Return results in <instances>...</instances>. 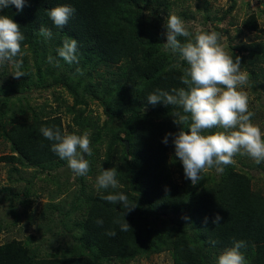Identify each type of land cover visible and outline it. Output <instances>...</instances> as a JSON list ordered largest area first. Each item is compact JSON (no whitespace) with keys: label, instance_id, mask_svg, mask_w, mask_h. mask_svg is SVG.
Wrapping results in <instances>:
<instances>
[{"label":"trees","instance_id":"16d2710c","mask_svg":"<svg viewBox=\"0 0 264 264\" xmlns=\"http://www.w3.org/2000/svg\"><path fill=\"white\" fill-rule=\"evenodd\" d=\"M186 1L26 0L22 12L15 6L0 11L20 25L25 37V54L16 59L22 60L21 71L27 75L8 77L9 67L14 72V65H0V139L12 150L0 161L12 165V182L25 180L20 167L51 175L54 169L68 166L52 152L53 142L43 137L41 127L59 128L62 134L88 131L93 151L91 156L85 154L90 164L88 174L75 175L76 188L66 184L63 189L57 183V188L47 193L49 201L39 213L40 219H31L34 211L27 214L25 224L36 221L41 239H50L48 245H53V250L48 248L42 254L39 243L33 245L36 237H14L0 244V264H129L164 251L171 254L173 264H217L221 252L239 240L246 242L241 251L248 264H264V192L254 187L253 167L244 162L239 168L235 163L224 166L223 171L212 168L193 185L185 178L173 143L179 131L188 130L187 124L174 122L179 119L177 113H185L178 106L153 105L147 100L157 89L175 94L173 89L187 87L180 81L187 63L164 48L168 16L185 17L186 23L194 16L188 12V5L175 13L174 7ZM197 1L199 10L210 4V0ZM260 2L264 7V0ZM61 5L71 6L75 12L63 28H58L48 13ZM237 5L238 0H230L220 15L205 8L202 18L217 23L213 30L204 32L227 36L225 51L234 60L241 58L240 68L250 74L249 85L260 99L264 96L263 14L253 11L237 25L233 16ZM227 18L228 23L237 25V34L231 35L219 25ZM41 27L52 31L50 39L40 34ZM186 28L194 39L197 31ZM244 29L255 37L237 43ZM73 38L78 42L79 62L69 64L57 50ZM178 39L187 42L184 37ZM50 54L59 61V67L48 63ZM77 67L83 69V75L76 73ZM33 89L53 93L57 106L53 108L49 102L32 105ZM60 89L68 92L72 103ZM90 101L103 107L104 117L96 114ZM254 110L255 114L260 112ZM169 133L172 135L165 144ZM113 167L119 187L98 190L97 177ZM15 172L20 176L15 177ZM54 178L52 175L51 180ZM26 181L21 188H3L9 214H20L17 204L24 206L25 213L31 206L34 182ZM62 192L66 197L56 201ZM120 192L135 205L126 214L121 205L103 198ZM216 214L222 217L217 225L212 222ZM3 220L0 232L9 224ZM97 220L103 224L98 225ZM125 220L130 225L126 232L120 228ZM20 221L13 219L11 224ZM109 230L116 232L115 237L106 235Z\"/></svg>","mask_w":264,"mask_h":264},{"label":"clouds","instance_id":"9594fccd","mask_svg":"<svg viewBox=\"0 0 264 264\" xmlns=\"http://www.w3.org/2000/svg\"><path fill=\"white\" fill-rule=\"evenodd\" d=\"M26 0H0V11L15 6L17 12H22ZM75 9L61 5L49 10V17L58 28H63L74 14ZM165 50L178 54L188 67L183 69L180 77L186 88L173 89L175 94L157 89L147 98L148 102L156 105H173L182 108L184 115L177 113L178 125H188V130L179 131L173 139L175 156L183 165L184 175L193 185L202 180V173L216 168L223 171L224 166L232 165L237 155L248 156L256 164L264 162V132L259 125L252 122L255 112L249 110V97L243 90L249 84V73L240 68L241 58L235 60L225 51L220 43L223 39L217 31H197L194 39L186 28L184 21L177 15L167 18ZM40 34L51 38L53 33L46 27L40 28ZM179 37L186 38L182 43ZM24 34L20 25L7 15H0V65L11 63L15 67L14 78L26 76L21 71L23 56L22 42ZM26 47V46H25ZM78 42L67 39L58 51V56L65 62L78 63ZM48 63L59 67V61L51 54ZM76 73L83 75V69L77 67ZM217 131H212V130ZM40 132L47 140L52 141L51 150L61 160H66L68 167L78 176H86L90 170L89 161L85 154H93L90 133L81 135L62 134L59 128L41 127ZM166 134L163 143L167 144ZM115 167L103 170L96 179V187L100 189H117L119 181ZM111 204H119L126 209L125 214L135 208L128 197L120 192L103 197ZM187 219V217H183ZM222 217L216 214L214 224H219ZM102 225V220H97ZM119 223V221H117ZM204 223H207L205 218ZM121 231H128L130 225L120 224ZM109 237H115L116 232H106ZM213 244L216 242L213 241ZM246 247L243 240L234 241V246L225 249L217 258V264H248L245 254L241 251Z\"/></svg>","mask_w":264,"mask_h":264},{"label":"rangeland","instance_id":"374dc122","mask_svg":"<svg viewBox=\"0 0 264 264\" xmlns=\"http://www.w3.org/2000/svg\"><path fill=\"white\" fill-rule=\"evenodd\" d=\"M196 2L200 3V1L197 0H187L186 3L182 6L176 5L174 7L175 13L179 12L182 8H184L185 5H188V12H190V15H194L190 19L186 21V18H181L184 21V24L186 27H190V29L194 31H204V30H213L214 25L217 23V21H205L202 18V11H204L205 8H209L213 14L220 15L222 10L226 9L229 4L230 0H210V4L206 5L207 7H201L200 10L197 8ZM264 7L262 6V3L260 0H238L237 8L234 10L233 16L235 17V21L237 22V25H240V23L246 19L249 14L253 11L257 13H262V21H264V11L262 10ZM230 18V17H229ZM227 21L224 20L223 22H220L219 25L222 27L223 30L229 29L231 32V35L237 34V25H231ZM211 32V31H210ZM254 38V33L249 32L248 30L244 29L241 33V37L238 38L237 43L240 42V39L244 41H248L249 39ZM223 43L222 45H226L227 42V36L224 34L223 37ZM10 75L8 77H12V69L13 67L10 66ZM2 80H0L1 82ZM243 90L247 92V95L249 97V110L255 111L254 108L259 110L260 112L257 113L252 117V122L254 124H257L260 126L262 132H264V96H262L260 99L258 95L252 90L251 86L248 84L247 86L243 87ZM63 96L69 101V103H72V97L68 94V92L64 89H60ZM33 96L31 97L30 103L34 106L42 105L44 102H49L51 105H53V108L57 106V102L54 99L53 93L50 91H46L44 89H33L32 91ZM91 107L95 110L97 115L103 116V107H101L97 102L90 101ZM62 111H64V108L62 107ZM65 121H69V117L64 114ZM12 152L11 146L6 141H3V138L0 139V157L2 155L8 154ZM235 164L237 167H242L244 162L253 167V169L250 168V172L255 176L254 178V187L256 189L262 190L264 192V162L261 164H256L254 160H252L248 156H241L237 155L234 157ZM11 164H7L6 162L0 161V219H4L3 223L5 221H9L8 226L5 227L0 232V244L7 241L11 238H21L26 239L29 236L36 237V241L33 243L35 245L36 243H39V247H41L42 251L41 253L44 254L46 249L49 248L53 250V245L49 246L48 242L51 241L50 239L42 240L41 239V232L37 229L36 221L30 225L25 224V220L28 218L27 214H30V211H34L35 214L31 217V219H40L39 213L45 208L46 203L49 201L47 193L50 190H55L57 188V183L63 185V189H65L66 184H73L70 186L71 189L76 188L75 183V175L72 173L73 171H70V168L67 167H61L54 169L51 173V175H48L47 171H41L39 169L33 168V167H20L22 169L21 176L24 177L25 180H21L20 182H12L11 177ZM247 170L248 167H246ZM71 173H70V172ZM69 173L71 177L69 176ZM178 177L179 176V173ZM14 175V172H13ZM19 172H15V177H19ZM54 175L56 178L51 180V176ZM90 178V176H89ZM26 179H33L34 185L32 186L33 196L31 197L32 204L30 207L27 208V212L25 213L24 206L22 204H17L18 209L20 211V214L12 215L9 214L10 212V206L8 205L9 202L6 200H3V197L7 193V191H4V187H15V188H21L26 184ZM66 193L62 192L56 199V201L62 200L66 197ZM17 208V207H16ZM54 213L58 214V212L54 211ZM52 214V213H51ZM54 215V214H52ZM13 219H21V221L15 225L11 224V220ZM56 219H58L56 217ZM49 237V236H48ZM55 246L58 245V242L54 243ZM54 246V247H55ZM172 256L169 252H161L156 253L152 255L150 258H140L132 261L129 264H173Z\"/></svg>","mask_w":264,"mask_h":264},{"label":"water","instance_id":"95a60500","mask_svg":"<svg viewBox=\"0 0 264 264\" xmlns=\"http://www.w3.org/2000/svg\"><path fill=\"white\" fill-rule=\"evenodd\" d=\"M126 143H127V145H128V141L126 140ZM129 148V146H127V149Z\"/></svg>","mask_w":264,"mask_h":264}]
</instances>
